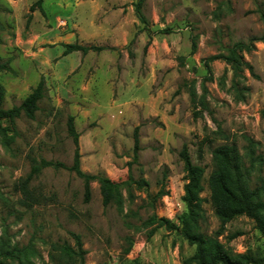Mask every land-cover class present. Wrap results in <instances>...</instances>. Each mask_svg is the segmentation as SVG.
<instances>
[{"label":"rangeland","instance_id":"rangeland-1","mask_svg":"<svg viewBox=\"0 0 264 264\" xmlns=\"http://www.w3.org/2000/svg\"><path fill=\"white\" fill-rule=\"evenodd\" d=\"M36 1L0 0V56L11 67L0 71L4 107L20 105L45 82L33 119L22 112L0 122V264H69L62 248L75 246L71 233L81 236L85 264H188L195 247L177 230L161 227L148 237L144 225L153 212L177 222L185 210L183 145L205 170L200 231L230 253L264 258L253 218L235 216L218 233L209 187L221 146L237 148L250 188L264 178V43L243 53L252 70L235 73L222 58L211 59L261 35L264 0H145L148 30L137 18V0H44L43 12L31 11ZM68 43L105 49L66 53ZM70 116L81 169L116 182L131 173L147 180L152 196L165 183L168 193L155 208L135 186L133 198L122 190L121 209L105 207L96 181L86 202L83 180L63 167L33 176L34 199L25 198L20 185L33 159L73 164Z\"/></svg>","mask_w":264,"mask_h":264},{"label":"trees","instance_id":"trees-1","mask_svg":"<svg viewBox=\"0 0 264 264\" xmlns=\"http://www.w3.org/2000/svg\"><path fill=\"white\" fill-rule=\"evenodd\" d=\"M145 0H137L135 2V12L138 20L144 29L148 30V20L143 12ZM44 0H37L32 6L31 11L39 8L42 12ZM1 26V24H0ZM169 30H161V33H167ZM264 43V29L260 36L250 38L248 41H237L229 49L227 55L213 56L211 59L222 58L231 65L235 73L243 71L245 68L252 70L251 65L244 60L243 53L250 52L254 48L255 42ZM1 43V39H0ZM105 49L102 46L82 45L79 43L65 44V52L71 53L81 51L83 54L89 51H99ZM10 60H3L0 56V71H11ZM45 82L40 80L32 92L23 100L20 105L11 108H5V87L0 83V122L2 120L14 121L24 112L27 117L33 119L36 111L39 109V101L44 97ZM261 117L264 118V108L261 110ZM68 133L72 137L75 144L73 164L66 166L62 162H54L51 160L41 159L32 160V167L29 176L21 182L20 189L27 200H33L28 183L30 179L38 175L45 167L68 168L73 171L77 177L83 180L85 201L91 199V183L97 182L100 187L103 205L109 206L115 204L119 209L123 207L124 188L129 190V197L133 198L130 191L132 187L143 189L147 192L149 205L155 208L157 200L165 196V183L160 185L158 192L152 196L148 193L149 183L144 178L135 179L130 173L128 178L122 182H116L111 178L99 174H90L81 169V154L79 151V133L74 124V117L70 116L68 120ZM140 151L139 127L134 129V157L133 161H138V153ZM219 159V167L209 178V187L211 191V201L216 216L220 219V227L218 233L224 230L226 223L238 215H246L253 218L256 226L264 236V178L261 185L250 188L247 182V175L243 168L241 157L235 146H221L215 150ZM180 158L184 163L186 172V183L184 184V195L182 201L185 210L178 216L177 222L166 217H159L153 212L145 221L144 225L148 229L147 236L151 237L155 231L161 227L169 230H177L180 235L188 242L189 245L195 247L193 255L186 260L188 264H264V258L255 256L250 252L230 253L224 244L216 237H209L203 234L200 229V221L204 218V208L202 206L203 198L201 193L204 190L203 177L205 170L202 166L192 162L187 145H183L180 150ZM166 179V176H165ZM75 246L64 245L62 252L69 264H85L86 250L81 236L71 233ZM129 245L125 249V254H129L133 243L131 238L128 239ZM4 252V247L0 249V256ZM129 264H140L134 259Z\"/></svg>","mask_w":264,"mask_h":264}]
</instances>
